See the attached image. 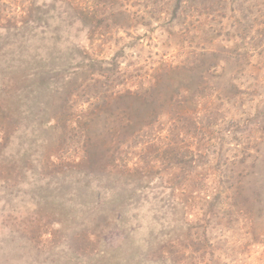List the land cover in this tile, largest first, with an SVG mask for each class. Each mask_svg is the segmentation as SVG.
<instances>
[{
    "label": "rangeland",
    "instance_id": "rangeland-1",
    "mask_svg": "<svg viewBox=\"0 0 264 264\" xmlns=\"http://www.w3.org/2000/svg\"><path fill=\"white\" fill-rule=\"evenodd\" d=\"M85 53L132 76L188 64L192 84L216 64L209 118L180 145L165 128L195 169L155 159L166 137L151 173L78 164L63 104L87 97ZM0 264H264V0H0Z\"/></svg>",
    "mask_w": 264,
    "mask_h": 264
},
{
    "label": "trees",
    "instance_id": "trees-1",
    "mask_svg": "<svg viewBox=\"0 0 264 264\" xmlns=\"http://www.w3.org/2000/svg\"><path fill=\"white\" fill-rule=\"evenodd\" d=\"M206 55H208L207 52L204 53V56ZM84 56L88 61L85 66L94 70L92 77L85 85L87 97L82 101L74 100L71 93V97L66 95L68 102L63 104L64 114L68 109L66 115H68L69 129L75 130L78 127L80 131L77 132L83 137L87 146L78 164L100 169L104 167L103 172L107 173L128 172L132 175L151 173L155 170V163L158 161L141 159L149 155L158 140L165 144L164 137H166L170 143L159 150L158 155L154 156L155 159L158 158L164 162L170 155L171 166L176 170L187 169V164L195 169L196 162L193 156L186 161V164H183L185 154L181 153V149L176 145L173 147V143L181 144L179 139L184 134L185 126L196 128L201 118H209L208 110L201 106V102L203 99L210 98L206 92L207 81L218 73L219 68L216 64L200 75L199 84L197 82L192 84L188 83V80L179 82L180 74L192 70L188 64L165 63L153 68L146 75L132 76L128 68L118 69L115 74L110 67L112 62L95 59L89 53H85ZM97 68H101V71ZM138 70H134L133 73L138 71L139 74L141 70ZM230 121L234 123L233 118ZM66 122L65 119V124ZM208 123L216 127L214 130L219 133L221 131L218 128L223 130L218 120ZM235 123L239 124L236 120ZM167 126L170 133L174 134V142H171L169 131L167 130L168 135L165 132ZM49 128L51 129L52 126ZM240 131L244 135L246 130L241 128ZM192 139L196 140L194 136ZM136 146H142L140 150L144 149L140 152L139 158L136 156L138 150H133ZM259 148H252L256 155L249 150V155L253 159H258L260 156ZM131 158H135L136 162H132ZM254 163L249 164L246 157L238 161L233 158L228 170L230 169L231 177H234L238 183L236 190L240 192L243 190L247 169H251V164ZM52 165L55 164L52 163ZM128 165L131 166L127 168ZM224 169L225 166L223 171ZM169 181L171 180L166 183Z\"/></svg>",
    "mask_w": 264,
    "mask_h": 264
}]
</instances>
